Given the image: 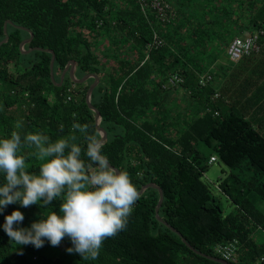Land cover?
I'll return each instance as SVG.
<instances>
[{"label":"trees","instance_id":"trees-1","mask_svg":"<svg viewBox=\"0 0 264 264\" xmlns=\"http://www.w3.org/2000/svg\"><path fill=\"white\" fill-rule=\"evenodd\" d=\"M159 1L156 7L155 0H0V41L5 22L14 23L0 45V135L21 121L22 135L37 129L52 139L73 135L83 151L86 140L71 125L78 120L100 132L87 103L94 78L76 84L67 72L57 84L75 60L77 77L100 78L92 103L107 131L102 151L110 163L128 171L138 191L148 183L162 187L160 216L197 250L221 257L216 245L235 242L236 263L264 264V33L259 52L230 58L259 59L247 72L226 66L218 53L239 36L233 30H264V0ZM16 25L34 33L25 49L55 52V81L52 53L23 52L30 32ZM174 74L183 81L164 87ZM213 155L224 165L216 190L204 178ZM29 163L38 168L34 157ZM159 198L158 188H147L126 229L108 237L94 261L67 251V236L58 245L14 247L0 227V264H221L157 219ZM61 202H52L55 210ZM16 208L24 212L23 226L42 210L10 203L0 225Z\"/></svg>","mask_w":264,"mask_h":264},{"label":"clouds","instance_id":"clouds-1","mask_svg":"<svg viewBox=\"0 0 264 264\" xmlns=\"http://www.w3.org/2000/svg\"><path fill=\"white\" fill-rule=\"evenodd\" d=\"M17 121L8 135H0V212L19 202L27 207L39 204V218L23 226L24 212L16 208L0 227L13 246L45 241L58 245L70 238L67 249L84 261H94L111 236L126 229L133 205L139 198L129 172L118 169L103 153L102 133L90 132L88 123L74 120L71 127L86 140L82 151L73 135L52 139L43 130L25 132ZM30 150L27 155L24 150ZM39 162L33 170L29 159ZM59 199V210L53 201Z\"/></svg>","mask_w":264,"mask_h":264},{"label":"water","instance_id":"water-1","mask_svg":"<svg viewBox=\"0 0 264 264\" xmlns=\"http://www.w3.org/2000/svg\"><path fill=\"white\" fill-rule=\"evenodd\" d=\"M8 24H14V23L11 20H7L5 22V25H4L5 38L0 41V45H2L3 43L7 42L8 39H9ZM16 26L30 32V37L24 39L21 42V44H20V48H21V50L23 52L29 53V52H31L33 50H45V51H48V52H51L52 53V58H51V63H50V70H51V77L55 81V72H54V64H55V59H56L55 52L52 49L43 48V47H37V46L30 47V48L25 49V45L28 44V43H30L32 41V39L34 37V33L30 29H28L27 27L19 26V25H16ZM76 67H77V62L75 60H70L68 62V64L66 65L65 69L63 70L62 74H61L60 82H58L57 84L58 85H62V83L64 81V78H65V75H66L67 72L70 74L72 80L75 83H83V82L87 81V79H89L91 77L94 78V81L90 85V87L88 89V92H87V103H88L89 107L95 112L96 125H97V128L100 131V133H102L101 139H102L103 143H105L107 141V139H108V135H107V131L100 124L101 121H102L101 112H100L99 108H97L92 103V93H93L94 89L96 88V86L99 84L100 78H99V76L96 73H89V74L84 75L81 78H78L76 76V74H75ZM149 187L158 188V190L160 192L159 202H158L157 207H156V216H157V219L160 222H163L169 228H171L174 232L178 233L182 237L183 241L187 244L188 247H190L196 253H198L200 255H203V256H205V257H207L209 259L215 260V261H217V262H219L221 264H238V263H234V262H229V261L224 260V259H222L220 257H217V256H213V255H209V254L203 253V252L197 250L193 245H191V243L182 235V233L178 229H176L175 227H173L170 223H168L165 219H163V217L160 216L159 210H160V208L162 206V203L164 201V191H163L162 187L158 186L155 183L145 184L139 190L140 195L143 194L144 191L147 188H149Z\"/></svg>","mask_w":264,"mask_h":264},{"label":"built area","instance_id":"built-area-1","mask_svg":"<svg viewBox=\"0 0 264 264\" xmlns=\"http://www.w3.org/2000/svg\"><path fill=\"white\" fill-rule=\"evenodd\" d=\"M154 5L156 7L160 6V1L155 0ZM162 9V6L160 7ZM264 33V30L256 32L252 35H244V36H236L229 48H228V55L232 60H240L244 56L251 55L253 52H259L261 49V45L259 42L260 35ZM182 81L181 78L178 76H172L169 79L171 84H175ZM204 83V82H203ZM219 94L216 93V96ZM217 160L216 156L211 157V162ZM236 250L237 245L235 242L229 243H219L216 245V251L226 260H235L236 259ZM261 262H264V256L260 259Z\"/></svg>","mask_w":264,"mask_h":264},{"label":"rangeland","instance_id":"rangeland-1","mask_svg":"<svg viewBox=\"0 0 264 264\" xmlns=\"http://www.w3.org/2000/svg\"><path fill=\"white\" fill-rule=\"evenodd\" d=\"M232 34L233 35H237L238 34L240 36L248 35V33H246V32L236 33L235 30H233ZM229 46H228V48H229ZM214 47H218V45L217 46H214ZM218 48H219L218 49V53H220L219 54V56H220L219 61H221L224 64H227L226 66L230 65V67H232L234 69L236 68L235 69L236 71H240V72L246 71L247 72L248 69H250L249 67H251L253 65V62L255 63V62H257L259 60V59H256V60H253V62L252 61H243L242 60V61H240L238 63H234V61L232 62V60L230 59V57H229V55L227 53L228 52V49L227 48H223V46H220ZM261 52H262V55L260 56V58H262V57L264 58L263 47H262V51ZM231 74H232V71L230 72V75L229 76H231ZM172 97L173 96H171L169 100H171ZM261 129H262V131H264V126ZM223 167H224V165L219 160L214 161V162L210 163L209 170L205 174V177H204L205 180L215 190L218 189V185H219L218 181H219L220 177H222L224 175V173L222 172Z\"/></svg>","mask_w":264,"mask_h":264},{"label":"bare ground","instance_id":"bare-ground-1","mask_svg":"<svg viewBox=\"0 0 264 264\" xmlns=\"http://www.w3.org/2000/svg\"><path fill=\"white\" fill-rule=\"evenodd\" d=\"M66 76V75H65ZM172 76H178L179 78H181L182 79V81H183V78L180 76V75H178V74H174V75H172ZM172 76H170V77H172ZM170 77H169V79H170ZM79 78V77H78ZM169 79H168V81H167V83L164 85V87H166V86H169V85H177V84H179V83H181L182 81H180V82H178V83H175V84H171L170 82H169ZM88 80V79H87ZM218 93V92H217ZM219 94V93H218ZM213 156H216L217 157V160H218V156L217 155H213ZM217 160H215V161H217ZM214 162V161H213ZM212 163V162H211ZM220 258H222V259H224L222 256L220 257ZM224 260H226V259H224ZM227 261H229V262H234V263H236V259L235 260H227Z\"/></svg>","mask_w":264,"mask_h":264},{"label":"crops","instance_id":"crops-1","mask_svg":"<svg viewBox=\"0 0 264 264\" xmlns=\"http://www.w3.org/2000/svg\"><path fill=\"white\" fill-rule=\"evenodd\" d=\"M183 92L180 90L178 93L176 92V94H178V96H180ZM173 97H177L176 95H173Z\"/></svg>","mask_w":264,"mask_h":264}]
</instances>
